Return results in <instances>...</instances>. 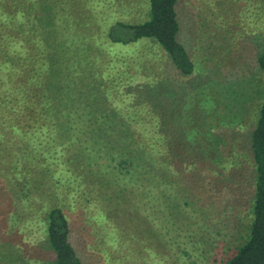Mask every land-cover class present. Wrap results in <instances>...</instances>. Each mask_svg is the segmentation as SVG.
<instances>
[{"label": "rangeland", "instance_id": "obj_1", "mask_svg": "<svg viewBox=\"0 0 264 264\" xmlns=\"http://www.w3.org/2000/svg\"><path fill=\"white\" fill-rule=\"evenodd\" d=\"M33 1L0 0V50L3 43L8 49L0 53V96L8 93L7 82L2 83L5 75L31 73L38 79L36 73L48 70L40 64L56 61L59 52H66L80 68L82 54L76 52L88 46L92 35L97 41L91 39L94 45L83 66L95 73L77 75L72 67L67 71L68 56L65 62L61 57L64 65L59 67L68 72L59 79L62 92L65 86L79 90L89 83L88 94L96 96L111 87L112 95L101 108L110 111L115 122H127L134 139L141 137L149 151L154 149L160 165L161 155H168L166 144L171 146L172 160L165 164L179 185L174 183L177 200L170 201L169 208L164 207L166 202L155 207L153 199L144 200L142 190L126 175L120 184L89 186L93 201H103L98 190L113 196L111 200L119 199L115 213L105 211L104 218L99 207L75 200V194L62 196L50 177L54 166L47 168L49 172L34 161L30 148L10 132L11 124L1 120L0 264H48L54 258L43 224L30 217L34 213L42 217V209L62 205L61 199L66 200L65 208L75 207L72 242L87 264H224L250 231L255 188L250 135L264 99V74L257 61L264 50V0H178V39L195 63L189 76L181 74L154 40L113 44L107 39V25L144 21L147 0H41V10L32 6L38 0ZM35 20L38 30L47 32L46 40L38 35L26 39L20 55L25 59L13 61L23 39L21 23ZM80 37H85L84 47ZM68 40L71 45H66ZM59 43H64V50ZM6 57L11 62L2 64ZM56 64L52 62L50 68ZM50 93L60 95L55 89ZM92 103L90 99L88 104ZM111 200L108 207L116 205ZM83 202L88 207L84 211ZM151 209L160 219L163 211L177 215L176 224L162 235L164 243L150 234L149 242L143 239ZM116 226L120 238L114 233ZM108 235L115 239L109 241ZM18 251L27 260H19Z\"/></svg>", "mask_w": 264, "mask_h": 264}, {"label": "trees", "instance_id": "obj_2", "mask_svg": "<svg viewBox=\"0 0 264 264\" xmlns=\"http://www.w3.org/2000/svg\"><path fill=\"white\" fill-rule=\"evenodd\" d=\"M147 2L148 15L144 21L135 23L116 21L111 25H107L105 31L107 39L113 44H133L141 39L154 40L169 55L182 75H192L195 70V63L186 47L178 39L180 31L176 9L178 0H147ZM40 3L41 0H38V3L32 4V6L37 10H41ZM37 19L40 20V17L38 16ZM49 22H47L48 25ZM15 27L17 30L19 29L17 24H15ZM20 27L22 29H20L19 34L23 36V39L21 41L18 39L21 45L15 55L16 60H13L16 62L18 60L19 63L25 59L20 55L22 48L26 46V39L32 41V36L38 35L46 40L47 33L45 31L41 33L38 30L36 20L30 25L29 22H22ZM89 36L88 40L90 42H88L87 47H84L85 45L82 42L85 37L83 39L79 38L84 47L76 52V54H82L81 60L79 59L80 68L76 66L73 60L69 59L71 56H68L66 52L62 53V51L57 53L58 58H56L55 68L50 67L51 63L56 61H46L45 66L35 61L34 64H40L41 68L47 67L48 69L47 73H36L39 74L38 79L35 78V75L32 78L31 73L27 77L25 73L9 74L7 72L8 74L4 76L5 81L1 80L3 84L7 82L8 85L5 90L8 93L0 96V121H4V125L11 124L10 132L12 131L13 134L19 137L20 144H26V149L30 148L32 152L29 151L28 154L32 156L34 161L40 162L49 172L51 171L47 168L51 165L54 166L55 170L50 173V177L57 185L58 192L60 190L63 194L62 196L70 197L71 194H75L77 197L75 200L83 199L84 202L92 204L95 208L99 207L98 209L104 218H106L105 211H108V214L109 212L115 213V206L119 203V199L111 200L113 196L110 197L107 192L98 190L96 193L99 199H103V201H93L89 186L108 181L112 185L113 183L120 184V180L124 175L134 183L135 188L142 190L144 200L153 199L154 203L151 205L155 207L166 202L167 205L164 207L169 208L171 206L170 201L173 203L177 200L174 183L177 186L179 185V180L177 181L171 173L172 169L168 170L165 164L171 163V146L169 147L166 144L168 155H161V160H163L162 165H160L159 158L156 159L154 156V149L149 151L141 137H137L135 140L131 129H127L129 127L127 122H115L111 112L101 108L105 100L112 95L111 87L106 88L104 92H98L96 96L95 94L92 96V94H88L89 91L92 92V89L88 87L90 86L89 83H85L86 86L79 88V90L75 85L65 86V93L62 92L63 86L58 84L61 75H63L62 73H68L62 67H59V65H64L60 63L61 57L65 62L68 56L67 64L70 66H67V71L72 67L74 70L72 73L77 75L95 73L93 68L83 66L84 61L90 57L91 50L89 47L94 45L92 40L97 41V38L92 35ZM66 45H71L69 40ZM59 47H63L62 50H64V43H59ZM4 51H8V49L3 43L0 53ZM48 52L50 53L49 45ZM85 53L86 57H84ZM77 57L79 56L77 55ZM47 58L48 56H45V59ZM257 61L264 74V50L258 53ZM9 62L11 60L6 57L2 64ZM50 70H53V72L50 73ZM59 71L60 73H57ZM55 79L57 80L54 84L52 81ZM102 85H106V83ZM37 88L39 91H37ZM54 89L60 93L59 96L54 97L50 93ZM72 94H78V96L75 97ZM90 99L93 100L92 104H88ZM76 116L79 118L78 121H76ZM193 134L196 135V132ZM250 138L251 158L255 169V188L250 206L252 217L249 236L224 264H264V99ZM196 140L200 141L198 138ZM159 150L161 151V148ZM74 151L76 153H73ZM199 154L198 152L196 156ZM25 158L22 157L20 160ZM197 158L200 159L201 154ZM12 169H14V166H12ZM178 170L180 169L175 168V171ZM85 185H88V187ZM115 198H119V196L115 195ZM108 199L114 202L117 201L116 205L108 207ZM63 202H66V200L61 199L60 203L62 205ZM84 202L81 203V210L83 211L88 208L84 205ZM62 205L49 204L45 210L42 209V217L37 218L38 213H34L30 217L34 223L43 224L48 248L54 253V258L49 259L47 263L87 264L72 242L71 214L74 212L75 207L74 210H69V208H65V205ZM150 212L151 214L148 213L147 220H145V232H142L143 239L149 242L147 238L150 234L164 243L162 235L165 233L164 231L169 232L172 224H176L175 218L177 215L163 211V217L159 212L162 217L160 219L154 216L155 213L152 212V209ZM114 233L115 235L121 234L117 226ZM109 236L111 235L106 236V238ZM114 239L115 236H111L109 241ZM18 255H20L19 260H27L21 254V251H18ZM113 258L117 259L119 257Z\"/></svg>", "mask_w": 264, "mask_h": 264}]
</instances>
